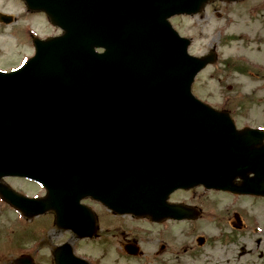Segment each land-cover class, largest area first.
Here are the masks:
<instances>
[{"label": "water", "instance_id": "1", "mask_svg": "<svg viewBox=\"0 0 264 264\" xmlns=\"http://www.w3.org/2000/svg\"><path fill=\"white\" fill-rule=\"evenodd\" d=\"M207 1L27 0L48 11L59 6L72 26L61 37L39 41L36 55L20 69L0 72V178L45 183L46 162L53 160L62 174L95 158L84 175L96 179V198L136 210L142 191L162 182L231 187L232 174H224L250 169L263 177L264 162L240 163L243 154L256 153H247L251 135H237L225 115L192 94L194 76L212 56H191L189 40L167 21L195 13ZM89 148L96 157L80 159ZM3 189L6 200L19 202ZM20 205L33 215L47 203L21 197Z\"/></svg>", "mask_w": 264, "mask_h": 264}, {"label": "flooded vegetation", "instance_id": "2", "mask_svg": "<svg viewBox=\"0 0 264 264\" xmlns=\"http://www.w3.org/2000/svg\"><path fill=\"white\" fill-rule=\"evenodd\" d=\"M12 1V12L0 10V12L10 15V21H0V27L12 28L14 32L19 33L17 34L19 38L22 35L24 38L23 45L28 46L30 50L34 51L35 37L46 39L64 32L62 27L54 24L44 11L30 9L24 0ZM260 33L264 36V32H240L239 41L242 46H250L258 42L264 43V37H258ZM237 60L227 59L228 64L232 62L233 66L243 72L245 65H249V68L253 67L256 74L261 75V83L264 84V62L253 59L248 54L239 55ZM252 94L250 93L246 99L242 98L243 101L241 97L234 99L231 95L226 94V99L221 107L223 111L230 114L238 129L263 130L261 145H249L247 152L250 153L264 149V93ZM231 100L232 102H230ZM254 105L261 108L259 112L261 114L256 118L252 114L255 112L252 107ZM257 136L254 135V138ZM249 162L251 163L252 160ZM253 175L251 173L248 176ZM241 181L242 179L238 178L236 183L239 184ZM191 194L192 196H190ZM197 196L198 198H205L210 206L204 208L194 203L193 200ZM83 202L87 205L85 208L86 215L77 208L76 212L65 217V224L77 221L76 217L85 218L86 230L90 231L92 235L81 237L78 232L67 227V225L56 224V213L52 209L39 217L42 219V225L53 230L51 235L57 236V240L50 242L52 245L49 247L50 252L47 255L50 256L51 260L56 255L55 251L58 245L62 243H69L74 252L79 253V255H92L82 252L81 244L89 247L96 245V221L99 225L100 210L107 212L110 221L116 225V230L112 236H115L117 241L105 240L103 244L114 243L115 264H121V261H128V263L132 261L133 264H230L232 260H235L232 264H239L246 254V247L244 245L240 252L232 253L228 249V241L232 240L231 244L237 247L236 237L247 234L256 238L255 247H248L249 253L251 255L259 254V258L263 257L264 254L262 251L264 242V195L262 194H242L229 190L206 188L203 185L190 189H177L168 195L165 202L166 206L183 203L188 207L191 212L189 217L184 219L175 218L169 212L157 216L117 213L101 204H98L96 208V201L88 197ZM13 211L16 215L19 213L17 210ZM91 222L93 223L92 229L89 227ZM13 223H17V221L14 220ZM180 224H188L187 236L179 235L177 228ZM128 227L134 232L133 234L132 232L127 233L126 228ZM212 229L218 231L209 232ZM215 240L221 244L227 241L225 247L216 246L215 249L220 250V255L212 253V245H214ZM94 255L96 256V253ZM17 257L19 256H15L11 264H16L15 259ZM253 260L246 261L248 264H257L256 261L258 260Z\"/></svg>", "mask_w": 264, "mask_h": 264}, {"label": "rangeland", "instance_id": "3", "mask_svg": "<svg viewBox=\"0 0 264 264\" xmlns=\"http://www.w3.org/2000/svg\"><path fill=\"white\" fill-rule=\"evenodd\" d=\"M0 10L12 12L13 1L0 0ZM172 22L178 27L182 35L192 40L190 51L193 54H205L212 47H215L217 51L218 59L216 62L202 71L194 83V89L198 97L214 106L221 107L226 99V94L231 95L234 99L241 97L243 101L242 98H248L250 93H253L252 95L264 93V89H261L264 87L263 83L260 85L262 82L261 75H257L254 70L249 71V73L236 72L226 62L227 58L237 60L239 55L242 54H248L253 59L264 62L263 42L242 46L239 41L240 32H264V0H243L235 3L214 0L198 14L190 16L180 15L172 18ZM224 33L233 34L234 37L225 41ZM17 34L19 33L14 32L10 27H0V65L8 67L18 66L30 54L29 47L23 45V36L20 35L21 37L19 38ZM258 37L263 38L264 36L260 33ZM252 107L256 112L252 114L256 118L261 114H259L261 108L255 105ZM9 181L12 186L21 189L25 193L40 192L37 187L25 181L15 178H10ZM197 198L198 196L194 198V203L204 208L210 206V203L205 198ZM4 209L5 207L0 203V264H11L15 256L20 257L23 253L32 256L35 264H52L51 258L47 254H49V247L52 245L50 242L57 240V236L53 237L51 235L53 230L42 225V219L40 218L13 223L15 217H12L9 211L5 213ZM100 214L96 245L89 247L81 244V250L92 254L91 256L96 253V264H115L114 243L103 244L105 240L117 241L116 237L112 236V233L116 230V225L110 221L111 219L107 216V212L100 210ZM188 228V224H180L177 231L180 236H187ZM126 231L129 234L130 232L134 233L130 227L126 228ZM214 231L218 230H209V232ZM255 239L248 234L237 236V247L231 244L232 240L228 241V249L232 253L240 252L244 245L246 247V254L239 264H248L246 260L251 259H257V264H264V254L263 257L259 258V254L251 255L249 253L248 247H255ZM226 243L227 241L221 244V242L215 240L214 245H212V253L220 255V250L215 248L216 246H219V248L225 247ZM262 251L264 252V242ZM234 262L235 260H232L230 264ZM133 263L132 261L129 263L128 261H121V264Z\"/></svg>", "mask_w": 264, "mask_h": 264}]
</instances>
